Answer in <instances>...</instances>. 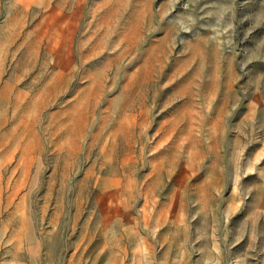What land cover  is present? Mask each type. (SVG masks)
<instances>
[{
	"label": "rangeland",
	"instance_id": "obj_1",
	"mask_svg": "<svg viewBox=\"0 0 264 264\" xmlns=\"http://www.w3.org/2000/svg\"><path fill=\"white\" fill-rule=\"evenodd\" d=\"M51 4L73 25L71 62L58 63L45 35L28 50L46 8L34 2L10 38L20 4L0 0V264H264V0ZM94 77L103 92L72 150L68 112ZM33 119L43 141L25 173ZM98 175L116 180L106 201L118 211H103Z\"/></svg>",
	"mask_w": 264,
	"mask_h": 264
},
{
	"label": "bare ground",
	"instance_id": "obj_2",
	"mask_svg": "<svg viewBox=\"0 0 264 264\" xmlns=\"http://www.w3.org/2000/svg\"><path fill=\"white\" fill-rule=\"evenodd\" d=\"M16 1L20 4V8H21L20 11L22 13L18 12L19 14H17L15 12L14 14L10 16V20H9L10 38L12 34L18 35L16 34V32H20L19 27L24 25V17H25L26 12L30 11L31 5L34 2H36L40 4L42 7L46 8L45 9L46 12L44 13L43 17L38 21L36 25L37 26L36 28L38 29V35L36 37H34L32 34L29 35L30 40H28L26 44L28 47V50L30 49L37 50L39 47V44H38L39 37H43L45 35L47 36V49L57 54L58 63L71 62L72 61L71 40H69V38H70L73 25L69 29V24L67 22L68 16L63 14L62 10L53 6L51 4V0H16ZM134 33H135V30L132 29V31H130L129 34L126 33V36L127 37L132 36ZM30 58H31V52L28 53L26 51L21 56L20 63L25 64ZM68 71L69 70H67L66 66H64V68L62 69L60 68V70L55 72L51 76V78H49L50 80L47 81L48 83L46 84L44 89L41 92H39L37 95L38 97L39 96L42 97L44 95L43 93H46V96L42 100L39 101L40 104H42L45 99L50 97L53 94V92L58 89L59 85L65 81V79L67 78ZM102 83L103 82L97 77H94L93 79H91V83L87 85L86 88L82 90V92L76 97L75 104L71 107L70 111L68 112V114H70L72 117V122H71L72 124L67 126V129H66L67 133L65 132L66 137H65L64 144L68 146L69 148H71L72 150H78L82 146L83 137L90 123L91 114L94 112L97 101L103 92ZM111 107L112 105L110 106V108ZM179 115H182V117L185 119L191 118L193 116L189 108H186L185 110L181 111ZM137 117L139 116L132 114V112L125 113L122 116L121 125H122L124 132L128 133L129 130L137 124ZM35 120L36 119H33L31 126H29V128L27 129L28 133L25 136H23L22 138L23 142H21L23 152H22V156L19 159V164L23 165V168H25V173L28 168V163H29L28 156L30 155V152L36 150V148L38 149L41 146V143L43 141V140L41 141V136L35 127ZM143 122H140L141 125ZM175 122H177V118H173L171 120V124L173 123L175 124ZM126 133H123V134L126 135ZM120 134L122 133L114 132L108 135L103 145V152L105 155L110 156L112 150L114 149L115 144L117 143V139L119 138ZM161 144L162 143H158V149L161 146ZM192 152L193 151H191V153ZM12 153H10L9 156H12ZM160 157H161L160 154L156 153L154 157L152 158L153 166L155 169L162 167V161L160 160ZM5 161H7V158L5 159ZM92 173L94 172L92 171ZM115 181L116 180L109 175H105V176L98 175L97 183L101 186V199H102V207H103L104 212H110L111 210H113V212H116L119 210L118 204L114 206L112 209H110L108 201H106V195L109 194L111 190V186ZM2 187L3 186L1 185V182H0V190L2 189ZM13 196H16V195H13ZM13 196L12 198L14 199ZM22 209L24 210V208ZM24 214L25 213L23 212V215ZM17 244L18 245L24 244V237L22 233L20 232L18 233ZM16 264H21V263L16 262Z\"/></svg>",
	"mask_w": 264,
	"mask_h": 264
}]
</instances>
